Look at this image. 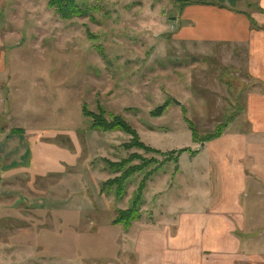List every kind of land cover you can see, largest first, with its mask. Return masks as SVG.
I'll return each instance as SVG.
<instances>
[{
	"label": "rangeland",
	"instance_id": "rangeland-1",
	"mask_svg": "<svg viewBox=\"0 0 264 264\" xmlns=\"http://www.w3.org/2000/svg\"><path fill=\"white\" fill-rule=\"evenodd\" d=\"M76 1L91 15L62 20L48 0H0V264H135L136 232L198 210L192 195L206 186L188 162L207 142L192 132L224 134L249 87L221 51L182 44L177 0ZM84 107L134 134L93 129ZM132 141L150 150H127ZM132 155L129 166L149 164L124 198L101 193L118 176L108 163ZM152 171L140 218L114 224Z\"/></svg>",
	"mask_w": 264,
	"mask_h": 264
},
{
	"label": "crops",
	"instance_id": "crops-1",
	"mask_svg": "<svg viewBox=\"0 0 264 264\" xmlns=\"http://www.w3.org/2000/svg\"><path fill=\"white\" fill-rule=\"evenodd\" d=\"M177 1L182 44L199 56L221 51L220 65L249 87L226 132L188 162L192 182L206 186L192 195L198 210L136 232L135 264H264V221L254 214L264 213V0Z\"/></svg>",
	"mask_w": 264,
	"mask_h": 264
},
{
	"label": "trees",
	"instance_id": "trees-1",
	"mask_svg": "<svg viewBox=\"0 0 264 264\" xmlns=\"http://www.w3.org/2000/svg\"><path fill=\"white\" fill-rule=\"evenodd\" d=\"M183 4H189L188 2H184ZM48 7L53 9V11L62 19V20H70L74 17H82V16H90L91 15V8L89 7H82L80 6L76 0H48ZM252 25H255L252 23ZM166 105L158 107L152 114L154 113L155 116H159L165 109ZM83 114L87 116L92 121L93 129H98L101 131H111L117 128L128 134H134V131L131 127L124 122L119 117L116 118L115 122L108 123V121L99 115H94L88 113L84 107ZM225 127L227 125H224ZM224 127V128H225ZM223 128V127H222ZM223 131V130H222ZM222 131H218L213 135H207L204 138H200L197 132H192V138L194 142L203 144L205 142L212 141L217 139L223 135ZM4 129L0 127V133H3ZM11 135H24L25 130L22 128H14L11 130ZM138 146L144 149H148L147 147H143L140 142L132 141L129 144L125 145L127 150H131L133 147ZM187 151V150H185ZM181 151V152H185ZM192 155H195L197 152L190 151ZM134 160H138L135 155L130 156L128 159L123 160L119 163H111L109 162V167L115 171V174H118L114 179L108 180L104 182L101 186V193H105L107 195L114 194L117 200H122L126 194L127 185L129 178L136 175L137 173H144L145 168L149 164L148 161H142L140 165H131L129 166L128 163L133 162ZM156 171L149 172L145 175V179L141 182L139 188L134 193L133 198L131 199V205L128 209L119 211L117 218L113 221L114 224L122 225L128 228L134 221L140 218V209L142 206V196L143 191L149 176L153 175Z\"/></svg>",
	"mask_w": 264,
	"mask_h": 264
}]
</instances>
